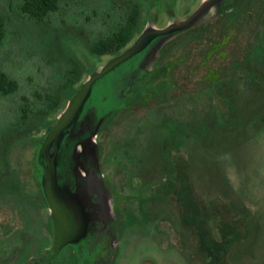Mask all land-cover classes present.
<instances>
[{
    "label": "rangeland",
    "instance_id": "374dc122",
    "mask_svg": "<svg viewBox=\"0 0 264 264\" xmlns=\"http://www.w3.org/2000/svg\"><path fill=\"white\" fill-rule=\"evenodd\" d=\"M203 1L61 0L38 19L23 0H0V74L18 83L0 90V264H264V0H223L96 82L87 107L122 105L95 137L109 234L49 260L51 211L35 178L45 134L91 74ZM137 10L124 49L92 51Z\"/></svg>",
    "mask_w": 264,
    "mask_h": 264
},
{
    "label": "water",
    "instance_id": "95a60500",
    "mask_svg": "<svg viewBox=\"0 0 264 264\" xmlns=\"http://www.w3.org/2000/svg\"><path fill=\"white\" fill-rule=\"evenodd\" d=\"M222 2L223 0H204L192 14L180 22L172 23L161 29L146 28L133 45L106 63L100 70L91 74L89 79L83 83L72 97L56 123L50 127L39 148L37 157L38 164L43 170L41 186L51 211L50 215L54 226L55 240L51 248L53 255L49 260L56 258L65 246L78 242L85 235L84 207L76 193L60 186L57 174V158L62 138L72 131L80 117L88 109L92 110L90 114H92V117L94 116L93 118L99 124V127L103 125L104 119L96 118L95 110L91 106H86L96 82L145 50L156 38L189 29L213 7L223 5ZM53 145L55 148L52 152Z\"/></svg>",
    "mask_w": 264,
    "mask_h": 264
},
{
    "label": "flooded vegetation",
    "instance_id": "af4514ba",
    "mask_svg": "<svg viewBox=\"0 0 264 264\" xmlns=\"http://www.w3.org/2000/svg\"><path fill=\"white\" fill-rule=\"evenodd\" d=\"M163 37L156 38L149 45V50ZM149 50L148 53L150 52ZM91 112L92 110L88 109L80 117L72 131L62 138L57 158V174L60 186L76 193L84 207L85 235L76 242L79 248L84 247L79 243L86 239H88V248L89 246L99 245L109 234L111 220L107 207L108 190H106L107 185L101 170L95 139L103 125L99 127V124L93 118L94 116L92 117V114H90ZM79 124H82L85 129L83 133H80V139L73 143L72 136ZM54 148L53 145L52 152ZM42 172L43 170L40 166L39 174L41 177ZM88 248L85 249L87 250ZM49 255L51 258L53 255L52 251Z\"/></svg>",
    "mask_w": 264,
    "mask_h": 264
},
{
    "label": "trees",
    "instance_id": "16d2710c",
    "mask_svg": "<svg viewBox=\"0 0 264 264\" xmlns=\"http://www.w3.org/2000/svg\"><path fill=\"white\" fill-rule=\"evenodd\" d=\"M60 1L61 0H23L22 9H23V11L25 13H27V14L33 16V17H36L38 19H42L45 16H47L50 12L57 10ZM240 8H241L240 6L231 8V11H230V14H229L230 21H234V19L237 17V15L239 13V9ZM135 12H136V14L134 13L135 14L134 15L132 13L129 16V19H128L127 23L124 26H122L116 33H114L113 36L101 40L99 43H97L92 48V51L97 53V54L104 55L106 53H116V52H119L122 49H124L132 41V39L135 36L136 25H137V20H136L135 16L138 14L139 11L137 10ZM5 34H6V23H5L3 18H0V47H1L2 42L4 40ZM156 71H157V69H156ZM157 75H158V73L155 74V75L152 74V77H150V79L148 81L151 82L152 80H156L155 78H157L156 77ZM79 77H80V71L75 76L70 78V81L68 82L67 85H71L70 83L72 81H75V79H78ZM17 88H18V83L16 81L11 80L5 73H1L0 74V90H2L4 93H10L12 91H15ZM143 92L144 91H139V92L136 91V92H134L131 95V97L134 96V95L135 96H134V98L132 97L131 100H128V102H129L128 104L132 105L133 103L139 101L142 97L139 98L137 96V94L138 95L139 94L142 95ZM109 100L110 99H108V98H102V99L99 100L100 101L99 104L91 105V107L95 110V112L97 114V118L104 119V123L103 124H105L111 118V116L118 109H120L122 107V105H121V106H119V107H117L115 109L108 108ZM46 134H45L44 137H46ZM43 140H44V138H43ZM38 151H39V149L36 152L35 162L37 161ZM37 164H38V161H37ZM39 172H40V170L36 169L35 178L38 179V180H39V177H40L39 176L40 175ZM39 190H40L42 199L44 200L46 205H48V203H47V201H46V199L44 197L41 184L39 186ZM50 219H51L53 232H54L53 220H52L51 216H50ZM228 234H229L228 231L227 232L226 231L223 232L224 237H227ZM234 234L237 236L236 233H234ZM201 242H203L206 245V247H207L208 244H207L206 236L202 237ZM206 249L208 250L209 257L214 258L212 250H210L208 248H206Z\"/></svg>",
    "mask_w": 264,
    "mask_h": 264
}]
</instances>
